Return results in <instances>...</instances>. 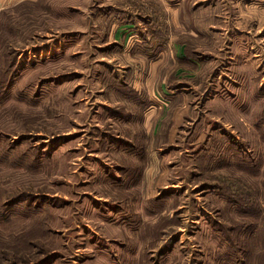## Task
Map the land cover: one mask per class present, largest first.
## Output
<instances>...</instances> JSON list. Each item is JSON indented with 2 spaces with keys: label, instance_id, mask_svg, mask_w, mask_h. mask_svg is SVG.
Masks as SVG:
<instances>
[{
  "label": "rangeland",
  "instance_id": "374dc122",
  "mask_svg": "<svg viewBox=\"0 0 264 264\" xmlns=\"http://www.w3.org/2000/svg\"><path fill=\"white\" fill-rule=\"evenodd\" d=\"M12 3L0 264H264V0Z\"/></svg>",
  "mask_w": 264,
  "mask_h": 264
},
{
  "label": "crops",
  "instance_id": "0c3cea01",
  "mask_svg": "<svg viewBox=\"0 0 264 264\" xmlns=\"http://www.w3.org/2000/svg\"><path fill=\"white\" fill-rule=\"evenodd\" d=\"M13 2L12 4L8 5L6 8H12V7H16L19 5H23V4H30V3H34L37 0H0V3L2 4L3 2ZM5 8H2L1 10H3Z\"/></svg>",
  "mask_w": 264,
  "mask_h": 264
}]
</instances>
